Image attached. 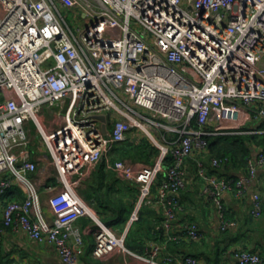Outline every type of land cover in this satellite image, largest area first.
Returning <instances> with one entry per match:
<instances>
[{
	"label": "built area",
	"instance_id": "1",
	"mask_svg": "<svg viewBox=\"0 0 264 264\" xmlns=\"http://www.w3.org/2000/svg\"><path fill=\"white\" fill-rule=\"evenodd\" d=\"M61 8L82 14L77 33ZM251 114L264 119V0H0V198L16 188L24 194L6 205L0 234L11 228L52 246L64 264H79L77 222L89 217L97 225L95 259L127 252L126 232L99 221L82 194L97 167L104 162L138 186L131 223L153 202L162 175L157 200L167 227L182 210L186 159L206 148L207 136L241 133ZM158 129L178 138L158 137ZM136 132L160 150L154 164L112 159V147ZM210 164L197 165L202 194L217 209L219 230L234 229L223 196L245 194L264 168V150L238 180L217 172L218 159ZM251 213H263L260 193ZM202 237L189 223L173 240ZM161 251L154 244L151 257ZM235 258L264 264L247 250ZM181 264L200 261L189 255Z\"/></svg>",
	"mask_w": 264,
	"mask_h": 264
},
{
	"label": "crops",
	"instance_id": "2",
	"mask_svg": "<svg viewBox=\"0 0 264 264\" xmlns=\"http://www.w3.org/2000/svg\"><path fill=\"white\" fill-rule=\"evenodd\" d=\"M260 121L251 114L243 128H257ZM256 133L260 134L264 131ZM253 150L255 156L259 148L255 147ZM187 159L184 168L188 184L180 195L182 210L179 211L174 222L167 227L164 225V212L157 200V190H155L153 202L142 209L139 221L137 219L130 223V217L124 229L122 226L115 229L119 235L126 232L125 244L128 251L116 250L102 259H95L92 248L93 234L97 229L94 226L97 225L91 218L94 225H84L82 220L84 218H81L77 222V228L83 239V245L79 247V264H181L182 258L189 255L196 257L200 264H236L235 254L241 250L256 252L264 257V168L258 170L255 179L247 186L242 197L237 198L234 191L224 194L225 215L236 222V227L222 232L219 230L217 209L202 194L203 182L196 177V167ZM221 169L223 175L233 180H238L247 174V169L246 171L225 167ZM255 193H260L263 207V213L257 218L251 213ZM136 208L137 205L133 213L136 212ZM139 211L140 209L138 213ZM2 216L1 210L0 218ZM108 216L103 213L104 218L108 219ZM189 223L196 224L203 237L199 241L173 240L180 234L183 226ZM156 243L162 245V251L158 257L152 258L151 250ZM166 258L171 261L166 262ZM0 264L64 263L52 246L37 243L23 233L5 228L0 234Z\"/></svg>",
	"mask_w": 264,
	"mask_h": 264
},
{
	"label": "trees",
	"instance_id": "3",
	"mask_svg": "<svg viewBox=\"0 0 264 264\" xmlns=\"http://www.w3.org/2000/svg\"><path fill=\"white\" fill-rule=\"evenodd\" d=\"M160 122L164 123L165 121L160 120ZM192 126H195V121L192 122ZM259 131H264V119H261L257 128L245 127L241 129V133L205 137L207 142L206 148L203 150H195L191 155L192 157L190 156L191 158L188 157L187 159L191 165L196 167V177L199 178L197 175L198 163L202 162L210 169V163L213 158L218 159L222 163L221 168L244 169L246 171L248 160L254 157L253 149L258 147L259 150H264V133H256ZM137 133L139 132H136L135 135ZM156 135L158 137L165 136L168 141H175L178 138V135L168 133L164 129H159ZM159 154L160 150L153 142L147 136L140 133L135 138H130L124 143L115 144L111 149L110 155L113 160L131 159L135 162L151 165L156 162ZM171 163L172 158L169 157L166 160L165 166L168 167ZM221 168L217 172L221 176L226 177L221 173ZM162 180L163 176L160 175L153 186V191H158ZM86 185L83 195L90 201L92 211L96 217L113 230L121 226L124 229L139 200L138 186L133 183L118 180L115 174L106 168L104 162L92 173ZM23 199V192L17 188L13 189L5 198H0V212L2 210L4 214L8 202L15 200L21 201ZM179 201L182 205L180 197ZM145 206L142 205L140 208L138 221L141 211ZM103 213L109 215L107 217L108 219L103 217ZM82 220L85 223L84 225H94L93 221L88 217ZM2 227L3 216L0 218V228ZM94 227L97 228L96 226Z\"/></svg>",
	"mask_w": 264,
	"mask_h": 264
},
{
	"label": "rangeland",
	"instance_id": "4",
	"mask_svg": "<svg viewBox=\"0 0 264 264\" xmlns=\"http://www.w3.org/2000/svg\"><path fill=\"white\" fill-rule=\"evenodd\" d=\"M60 10H61L62 16L64 17L65 21L67 22V24L69 26H71L72 30L75 33H77L78 28L83 27V25L85 24V20L82 18V16H81L82 14L78 10H75V12L64 9V8H61ZM135 110L140 112L143 116H149V113L144 109L135 107ZM164 129L167 130L166 128H164ZM140 133L142 135H145L143 132H139V133H137V135ZM137 135H134V136L136 137ZM37 143L39 144L40 147H42V141H41L39 136L37 137ZM136 163L140 164V162H136ZM142 164H144V163H142Z\"/></svg>",
	"mask_w": 264,
	"mask_h": 264
},
{
	"label": "water",
	"instance_id": "5",
	"mask_svg": "<svg viewBox=\"0 0 264 264\" xmlns=\"http://www.w3.org/2000/svg\"><path fill=\"white\" fill-rule=\"evenodd\" d=\"M104 120V119H103ZM137 209V208H136ZM131 223V222H130Z\"/></svg>",
	"mask_w": 264,
	"mask_h": 264
}]
</instances>
